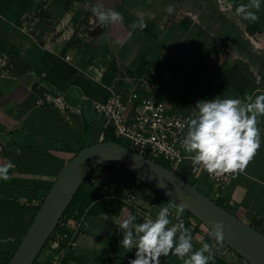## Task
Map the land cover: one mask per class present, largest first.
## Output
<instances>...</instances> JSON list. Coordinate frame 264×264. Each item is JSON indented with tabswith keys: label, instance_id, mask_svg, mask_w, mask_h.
I'll use <instances>...</instances> for the list:
<instances>
[{
	"label": "crops",
	"instance_id": "crops-1",
	"mask_svg": "<svg viewBox=\"0 0 264 264\" xmlns=\"http://www.w3.org/2000/svg\"><path fill=\"white\" fill-rule=\"evenodd\" d=\"M93 2V7L102 5L104 9H113L124 17L122 24L101 26L94 45L100 62L111 60L110 65L114 63L115 68L130 73L136 72L140 67L147 69L154 61L161 63L164 97L173 102L178 111H193L198 114L195 106L201 100L233 98L240 99L243 103L248 95L264 93V90L251 89L248 78L231 75L234 62L223 56L208 33L194 27L193 22L177 12V0ZM229 2L237 6L248 4L249 0ZM168 5L175 8L171 15L165 11ZM90 12L93 13L92 10ZM91 13L90 24L94 28L100 26L96 16ZM256 15L259 20L253 23L239 18L250 36H255L264 44V0ZM44 19L50 23L48 17ZM140 20L147 26L142 31L139 28L133 30L131 25ZM75 31V28L66 31L68 35L60 31L55 36L52 34L50 39V31H45L43 37L47 38L48 43L41 47V52L56 54L61 59L60 53L72 40L71 37L75 36ZM54 40L57 47L51 50L49 46L54 45ZM12 44L14 49L23 47L15 41ZM22 60L27 66V71L22 76L18 77L8 69V75L0 76V145L3 148L0 166L9 162L13 165L9 169L11 178L7 181L0 180V263L4 255L9 256L16 251L33 220L35 208L40 205L39 198L54 184L67 163L81 147L103 141V120L91 109H83L80 113L37 105L38 99L43 96L37 91V86L33 88L37 73L33 72L32 65L36 67L39 63L25 57ZM72 89L77 90V87L73 86L65 91L68 104L83 107L82 101L79 102L76 95L72 94ZM258 120L261 147L243 172L231 175L223 194L229 212L263 231L264 117H259ZM17 149H20L19 155L16 153ZM176 174L188 180L202 193L208 191V173L199 166L194 168L190 159L180 165ZM91 178L85 182L84 190L94 199V203L90 206L88 215H85L86 226L77 239L76 248L63 264H129L135 258L136 249L130 251L120 246L122 233L118 226L128 214L135 215L138 223L145 220L134 207L125 205V201L135 191L141 192V186L136 187V183H130L124 172L116 175L95 173ZM141 193V210L150 213L149 219H155L161 208L171 206V202L158 193ZM120 203L123 207L117 213ZM169 219L172 223L178 222L174 217L169 216ZM184 225L188 228L187 223ZM199 233V228L191 233L193 250H199L201 242L215 243L209 234L202 236ZM213 253L218 259L243 264L223 244H217ZM46 259L47 254H42L41 260ZM160 262L183 264L182 259L171 254L160 257Z\"/></svg>",
	"mask_w": 264,
	"mask_h": 264
},
{
	"label": "built area",
	"instance_id": "built-area-1",
	"mask_svg": "<svg viewBox=\"0 0 264 264\" xmlns=\"http://www.w3.org/2000/svg\"><path fill=\"white\" fill-rule=\"evenodd\" d=\"M30 37L33 38L32 35ZM33 39L35 40V38ZM61 59L74 67L79 77L105 91L106 96L103 98L88 97L80 88H77L80 92V99L85 105L72 107L68 104L66 92L54 90L51 93H44L43 97L38 99L37 105L50 106L61 111L69 109L80 113L83 109H91L103 120V140L105 133L111 131L115 139L125 144L126 148L156 163L158 161L165 162L168 169L174 173L184 161L189 160L190 154L186 153L181 142L187 133L188 122L198 114L193 111H178L174 103L167 101L164 97L161 63L152 62L148 66L147 73L142 75L120 69L112 84H107L104 79L108 68L100 62V58H94L90 64L83 68L78 59L71 55H65ZM2 151L3 148L0 145V153ZM111 168L114 173L125 171L119 164H115ZM96 170V173L100 174L105 173L107 169L100 166ZM108 171L110 170L108 169ZM126 173L128 172L126 171ZM231 175L210 176L208 174V193L210 194L208 197L215 203L223 201L225 207L226 201L223 192ZM128 178L131 182V178L129 176ZM138 185L141 186V192H145V194L151 192V189L142 183H137L136 187ZM141 192L139 191V193ZM139 193L135 191L125 201V205L134 207L145 219H149L150 213L141 210L142 193ZM176 210L177 205L171 202L170 217L176 218ZM75 213L76 217L61 219L42 252V254H47V259L41 260V254L34 264L64 263L70 252L76 248L77 239L86 226L85 215L77 217L78 212L75 211ZM261 219L264 221V215ZM179 220L184 224L187 223L191 233H194L197 228L202 236H207L209 233L205 225L189 216L186 211L181 214ZM250 226L254 227L255 225Z\"/></svg>",
	"mask_w": 264,
	"mask_h": 264
},
{
	"label": "rangeland",
	"instance_id": "rangeland-1",
	"mask_svg": "<svg viewBox=\"0 0 264 264\" xmlns=\"http://www.w3.org/2000/svg\"><path fill=\"white\" fill-rule=\"evenodd\" d=\"M93 4V0H0V76L8 75L7 65L12 57L18 56L21 59L25 57L28 60H34L32 62L39 63L38 66L32 65V67L33 72L37 73L34 83L36 82V89L41 96L54 90L69 91L77 80V71L63 60L67 69L75 70V73H63V71H56L52 67L50 63L53 56L57 55L41 52V47L48 43L47 38L44 39L43 36L45 31H50V39L52 34L55 36L60 31L67 34L66 31L75 28V36L71 37L72 40L67 43V47L62 50L60 55L64 57L70 53L71 56L78 59L82 68L86 67L94 58L98 57L97 47L94 45L98 35L96 30L99 26L94 28V25L92 26L89 21ZM235 7L236 5L229 0H177V12L186 20L193 22L194 27L208 33L216 42V47L223 56L234 62L231 74L235 76L236 73H239L244 78H248L251 89L264 90V44L255 36H250L251 34L239 16L235 14ZM91 15L93 16V13ZM46 17L50 19V23L44 19ZM31 35L35 40L30 37ZM12 41H15L17 45L25 46V49L23 47L14 49ZM52 42L54 45H50L49 48L55 50L56 41ZM11 67L13 69L11 73L15 74V67ZM93 87L88 88L89 91H92L93 96L99 97L100 92ZM78 92V90L72 89V94H75L78 101L81 102ZM82 104L85 105L83 101ZM106 172L113 175L114 170L108 167ZM120 172L126 173V171ZM140 183L142 182L139 181ZM145 187L147 186L145 185ZM151 191L153 190L151 189ZM205 195L209 196L210 194L207 191ZM221 244L226 246L223 242ZM236 257L243 264H249L238 255ZM217 260L219 261L211 260L210 264H233L228 259Z\"/></svg>",
	"mask_w": 264,
	"mask_h": 264
},
{
	"label": "clouds",
	"instance_id": "clouds-1",
	"mask_svg": "<svg viewBox=\"0 0 264 264\" xmlns=\"http://www.w3.org/2000/svg\"><path fill=\"white\" fill-rule=\"evenodd\" d=\"M261 3L262 0H249L248 4H239L235 14L250 23L256 22ZM165 11L171 15L175 8L168 5ZM92 12L102 27L122 24L124 20L122 13L104 9L102 5L94 6ZM146 26L140 20L131 28L142 31ZM195 107L198 115L188 122L187 133L181 142L190 154L188 158L194 168L199 166L210 176L243 172L261 147V129L257 125L258 118L264 117V93L248 95L243 103L233 98L205 99ZM16 153L19 155L20 149ZM12 166L11 162L0 166V180L11 178L9 169ZM184 211L183 205H177V223L169 219L168 207L161 208L155 219H145L142 223L136 222L135 215L128 214L118 227L122 233L120 246L130 251L136 249L135 258L129 264H161L160 257L169 254L182 259L183 264H209L214 259L213 248L224 241V224L213 221L208 234L215 243L201 242L200 249L193 250L190 230L179 220Z\"/></svg>",
	"mask_w": 264,
	"mask_h": 264
},
{
	"label": "water",
	"instance_id": "water-1",
	"mask_svg": "<svg viewBox=\"0 0 264 264\" xmlns=\"http://www.w3.org/2000/svg\"><path fill=\"white\" fill-rule=\"evenodd\" d=\"M101 25L96 32H100ZM109 68L111 60H104ZM16 76L27 71L26 63L12 57L7 69ZM36 85H33L35 88ZM122 166L147 187L176 205H183L208 230L213 221L224 224L223 243L249 264H264V234L219 206L188 180L168 168L113 141H102L82 148L64 167L46 194L40 208L11 259L6 264H34L82 185L103 164Z\"/></svg>",
	"mask_w": 264,
	"mask_h": 264
},
{
	"label": "trees",
	"instance_id": "trees-1",
	"mask_svg": "<svg viewBox=\"0 0 264 264\" xmlns=\"http://www.w3.org/2000/svg\"><path fill=\"white\" fill-rule=\"evenodd\" d=\"M51 65H52V67L57 71V70H60V71H63V73H65V72H67V73H69V72H71V73H75V70H72L71 69V71H69L68 69H67V66L62 62V60H60L59 59V57L58 56H53V60H52V62L50 63ZM144 66V65H143ZM119 68H115L114 67V63L112 64V65H110V67L108 68V72H107V74H106V77H105V79H104V81L107 83V84H112V81H113V79L117 76V74H118V72H119ZM147 71H148V68L147 69H143V67H140L136 72L138 73V74H140V75H142V74H145V73H147ZM232 76H233V74H231ZM239 77V76H241V74H239V73H236L235 74V77ZM76 81L74 82V84H73V86H76L77 88H80L81 90H82V92L86 95V96H88V97H95V98H103V97H105L106 96V94H105V91H103V90H101L99 87H97L96 85H94V84H92L90 81H88V80H86V79H84V78H81V77H79L78 75H77V72H76ZM72 86V87H73ZM95 87L100 93H99V97H96V96H93V94H92V91L90 90L89 91V89L88 88H92V87ZM93 87V88H94ZM65 92V91H64ZM103 141H113V142H116V143H119L120 145H122V146H126L125 144H123V143H121V142H119V141H117L116 139H115V137L113 136V134H112V132L111 131H108V132H106L105 133V137H104V140ZM94 144V143H93ZM82 148H84V147H81V149ZM80 149V150H81ZM79 150V151H80ZM116 163H114V162H110V163H106V164H103L102 165V167H104V169H107L108 167H112V166H114ZM158 164H160V165H162V166H164V167H166V168H168V165L165 163V162H163V161H158ZM96 171L97 170H95L93 173H92V175L94 174V173H96ZM126 171V170H125ZM128 176L131 178V180H132V182H133V184H137V183H139V180L138 179H136L133 175H131V174H129L128 173ZM87 181V180H86ZM131 183V182H130ZM84 185H85V183L82 185V187L79 189V191L77 192V194H76V196L74 197V199H73V201H72V203H71V205L69 206V208L67 209V211L65 212V214H64V216H63V218H65V217H76V213H75V211H77L78 212V215H77V217H80V216H83V215H88V213H89V208H90V206L94 203V199H92L87 193H86V191L84 190ZM145 186V185H144ZM51 188V187H50ZM50 188H47L45 191V193L39 198L40 199V202H42L43 200H44V198H45V196H46V194L48 193V191L50 190ZM35 190H36V188H34ZM36 197H38L37 195H36ZM11 204H13V203H11ZM217 204L219 205V206H221V207H223V208H225L226 209V207L224 206V204H223V201H221V202H217ZM123 207V204L122 203H120L119 204V206H117V213L118 212H120V210H121V208ZM39 208H40V205L38 206V207H36L35 208V213H34V217H33V220H34V218H35V216H36V214H37V212H38V210H39ZM189 216H192L191 214H189V213H187ZM193 217V216H192ZM62 218V219H63ZM32 220V221H33ZM32 223V222H31ZM253 227V226H252ZM254 228H256L257 229V227H255L254 226ZM257 230H259L260 232H262L263 233V231L262 230H260V229H257ZM264 234V233H263ZM20 244V243H19ZM19 246V245H18ZM227 247V246H226ZM228 248V247H227ZM229 249V248H228ZM230 250V249H229ZM14 253H12V254H10L9 256L7 255V256H3V258H2V262L0 263V264H6L10 259H11V257H12V255H13ZM170 255V254H169ZM240 257V256H239ZM218 258L216 257V256H214V259L212 260V261H219V260H217Z\"/></svg>",
	"mask_w": 264,
	"mask_h": 264
}]
</instances>
